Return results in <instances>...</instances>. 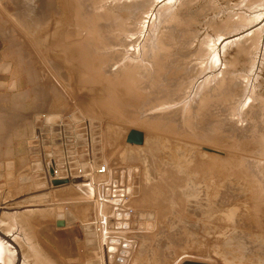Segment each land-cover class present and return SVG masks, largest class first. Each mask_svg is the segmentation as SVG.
<instances>
[{
	"label": "rangeland",
	"instance_id": "1",
	"mask_svg": "<svg viewBox=\"0 0 264 264\" xmlns=\"http://www.w3.org/2000/svg\"><path fill=\"white\" fill-rule=\"evenodd\" d=\"M0 47L61 114L0 172L8 264H63L37 219L93 206L51 185L60 151L131 193V248L85 264H264V0H0ZM132 129L143 146L126 142Z\"/></svg>",
	"mask_w": 264,
	"mask_h": 264
},
{
	"label": "crops",
	"instance_id": "2",
	"mask_svg": "<svg viewBox=\"0 0 264 264\" xmlns=\"http://www.w3.org/2000/svg\"><path fill=\"white\" fill-rule=\"evenodd\" d=\"M45 107L44 101L37 104L33 101L30 85L24 84L23 78L15 74L13 61L3 54L0 47V172L13 171L15 157L29 154L30 142L36 133L44 132L45 124L59 123L61 114L52 113L55 110L46 111ZM59 146L62 148V145ZM54 157L57 162H63L66 159V152L65 154L62 151L55 152ZM108 172L93 176L89 184H86L89 188L87 191L93 190L98 199L100 191H105L109 187H120L114 185L113 180H109ZM98 177H105V179L99 180ZM81 193L84 194V192ZM115 201L117 200L105 199L103 202L97 200L93 202L92 207L73 209L68 217H63L67 222L65 227L57 226L58 217L56 216L53 219L50 217L37 219L36 226L38 225L40 229L35 234L45 242L49 251L54 253L56 260L66 264L67 260L73 259V264H85V260L92 259L93 253L101 252L102 248L108 250L111 239L125 240L121 235L122 230L129 226L127 221H116L114 229L109 230L106 227L101 234L92 229L103 220H110L114 217ZM122 202L126 210H133L129 206V197ZM90 209L93 210L92 217H90ZM50 210L48 209V212ZM90 228L91 231H89ZM92 230L97 235V240L100 241L95 247H89L87 244L89 232ZM92 249L98 251H92Z\"/></svg>",
	"mask_w": 264,
	"mask_h": 264
},
{
	"label": "water",
	"instance_id": "3",
	"mask_svg": "<svg viewBox=\"0 0 264 264\" xmlns=\"http://www.w3.org/2000/svg\"><path fill=\"white\" fill-rule=\"evenodd\" d=\"M41 127V125H39ZM126 142L131 145H136V146H143L145 144V133L141 130L137 129H132L127 135ZM208 152H215L211 149H207ZM74 157V156H73ZM49 162L47 163V171L50 179V183L54 188H59V187H64V186H69L73 185L79 188L82 192L85 193L87 191V185L90 182L89 177H71V178H57L55 174V170L57 168V163H59V168L60 169H65V166L62 165V162H57L55 157L53 155L48 154L47 156ZM77 166V164H75ZM84 168H87L86 165L83 166ZM131 193L129 190H126L124 188H107L105 189V198L110 199H120L123 200L127 197H129ZM88 196L91 197V199L96 198V194L94 193L93 190L90 189V192L88 191ZM47 202L50 203L51 199H47ZM120 205V203L118 204ZM59 212L62 210V208H58ZM132 214L130 211L124 209L123 207H119L117 210V213L115 214V217L110 220V225L108 228L110 230L115 228V223L116 221H129L131 219ZM67 222L63 219L62 216H58V221H57V226L58 227H65ZM95 230V227L92 228ZM119 246H122L124 249H130L132 244L131 243H123L122 240L120 239H111L109 241V248L108 252L111 254L113 257L114 254H116L117 249ZM112 259V258H111ZM112 261V260H110ZM124 259L121 258L119 260V263H124ZM182 264H210L206 262H197V261H185Z\"/></svg>",
	"mask_w": 264,
	"mask_h": 264
},
{
	"label": "built area",
	"instance_id": "4",
	"mask_svg": "<svg viewBox=\"0 0 264 264\" xmlns=\"http://www.w3.org/2000/svg\"><path fill=\"white\" fill-rule=\"evenodd\" d=\"M76 158H77L76 156L73 157V152L71 154H67L65 161L62 162V165L65 166V169H60L59 168L60 164L57 163V168L55 170V174H56L57 178H71V177H89V178H92L95 175H103V174H106L109 171L107 165H96L94 160H89L86 163V167L87 168H84L83 167L84 165L76 166L75 164L78 165V160ZM73 159L75 160V162H73ZM109 188H111V187H109ZM116 188H118V187H116ZM111 189H115V188H111ZM105 199H107V198H105V194H104V197H100L99 199H98V197L96 195V198L94 199V202L97 201V200H100L101 202H103ZM107 200H117V201H115V204H116L115 214L117 213V210H118L119 207H123L122 206V203H123L122 201L124 199L120 200V199L110 198V199H107ZM119 203H120V205H118ZM130 213L132 214L133 211L130 210ZM114 217H115V215H114ZM110 220H103L102 222H100L97 225H95L96 232L101 234L106 227H107V229H109L108 226L110 225Z\"/></svg>",
	"mask_w": 264,
	"mask_h": 264
},
{
	"label": "bare ground",
	"instance_id": "5",
	"mask_svg": "<svg viewBox=\"0 0 264 264\" xmlns=\"http://www.w3.org/2000/svg\"><path fill=\"white\" fill-rule=\"evenodd\" d=\"M159 1V0H158ZM164 1V0H163ZM171 3V2H170ZM217 53V52H216ZM218 54H219V56H218ZM218 54H217V57H216V61L218 62L219 61V58H220V60H221V52H218ZM220 62V61H219ZM8 241H6V240ZM5 239H3L2 237H1V239H0V247H5V249H7V248H9V246H10V249H11V247H12V241H9V239H7V237L5 238ZM5 240V242H3ZM1 250V249H0ZM6 255L7 254H1L0 253V264H2L3 262L5 263V264H8V260H7V258H6ZM26 264V263H25Z\"/></svg>",
	"mask_w": 264,
	"mask_h": 264
}]
</instances>
